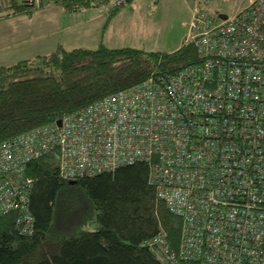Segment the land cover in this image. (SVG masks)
Listing matches in <instances>:
<instances>
[{
    "label": "built area",
    "instance_id": "built-area-1",
    "mask_svg": "<svg viewBox=\"0 0 264 264\" xmlns=\"http://www.w3.org/2000/svg\"><path fill=\"white\" fill-rule=\"evenodd\" d=\"M225 2L191 0L184 41L197 63L0 141V215L16 211L31 234L33 159L56 158L69 180L146 161L181 220L176 250L155 238L163 264H264V0L231 13Z\"/></svg>",
    "mask_w": 264,
    "mask_h": 264
},
{
    "label": "trees",
    "instance_id": "trees-1",
    "mask_svg": "<svg viewBox=\"0 0 264 264\" xmlns=\"http://www.w3.org/2000/svg\"><path fill=\"white\" fill-rule=\"evenodd\" d=\"M2 1L5 15H29L49 3L70 12L111 3L40 0L37 6L27 0ZM122 6L112 1L108 16ZM262 30L264 35V23ZM197 62L193 43L183 41L169 51L58 46L34 59L1 65L0 141ZM27 175L31 187L26 207L33 229L31 234L19 231L16 211L0 215V264H163L155 241L160 234L171 249L178 248L181 220L156 196L149 162L69 180L60 175L56 158L43 156L27 163ZM92 223L93 229L85 228Z\"/></svg>",
    "mask_w": 264,
    "mask_h": 264
},
{
    "label": "rangeland",
    "instance_id": "rangeland-1",
    "mask_svg": "<svg viewBox=\"0 0 264 264\" xmlns=\"http://www.w3.org/2000/svg\"><path fill=\"white\" fill-rule=\"evenodd\" d=\"M248 2L249 0H227L220 8L231 13L235 7L246 5ZM126 4L123 10L128 7L127 10L119 16L117 15L113 23H109L103 39L105 46L169 51L182 44L186 33L183 22L188 19L185 0H132ZM3 5L4 1L0 0V66L12 64L23 58L34 59L35 56H32L38 52V44L49 45L50 47L48 46L46 49L54 46L52 50L60 41L65 42L68 50H71L73 46H88L87 44L90 47L84 48L93 49L100 44L98 35H94L95 39L90 41V38L83 33V27L74 28L76 18L79 16H73L70 11L64 10L61 6L46 10L45 14L48 16L44 15V11L47 9L44 8L34 13V16L29 20H25L28 18L6 16L8 14L5 15ZM43 7H38L35 10ZM49 16L56 19L58 23L63 21L64 25L61 26L62 28L67 27V29L60 32L57 25H50ZM46 18L47 22L45 23ZM101 25L104 29V24ZM17 26L19 29L16 30ZM35 27L44 28L42 36L35 32ZM27 29H30L31 32H28ZM72 29H75L73 33ZM80 38L85 42V45L77 43L78 40H81ZM85 228L93 229L94 223Z\"/></svg>",
    "mask_w": 264,
    "mask_h": 264
},
{
    "label": "crops",
    "instance_id": "crops-1",
    "mask_svg": "<svg viewBox=\"0 0 264 264\" xmlns=\"http://www.w3.org/2000/svg\"><path fill=\"white\" fill-rule=\"evenodd\" d=\"M111 3H108L107 5H103V6H100V7H93V8H85V9H82V10H78V11H72L71 14L73 16H76L78 15L79 17L76 18V22L74 24H76L74 26V28H76L77 26H80V27H83L84 30H83V33L86 34V36L88 38H90V41H93V39H95V36L98 35V38L100 39V44H103V39L105 38V33L107 31V28H108V25H110L113 21L116 19L117 15L119 16L122 12H125L127 10H123V8L125 6H122L116 13L114 16H108V11L110 9V7L112 6V1L113 0H110ZM132 1V0H130ZM250 1V0H249ZM185 3H186V8H187V17L189 18L190 14H191V6H192V3H191V0H185ZM59 5L57 4H53V3H49L47 4L46 6H44L43 8H40V9H37V10H34L32 13H30L29 15H8V16H19V17H27L28 19H25V20H29L30 18H32L34 16V13H36L37 11L41 10V9H44V8H47L45 9L44 11V15L46 10H48L49 8H54V7H58ZM126 6H128V4H126ZM244 6V5H243ZM242 7V6H240ZM240 7H235V9L237 8H240ZM233 10V11H234ZM232 11V12H233ZM67 14V13H66ZM48 16V15H46ZM61 18V17H60ZM48 19H51L49 21L50 25H57V28L58 30H60V32L64 29H67V27L65 28H62L61 25H64L63 24V21L58 23L56 21V19H54L53 17L50 18V16L48 17ZM62 19V18H61ZM74 21V20H73ZM29 22V21H27ZM45 23L47 22V18L45 19L44 21ZM45 23H41V24H45ZM110 23V24H109ZM101 24H104V29L102 28V25ZM19 29V27L17 26L16 30ZM43 27H35V32L38 34V35H41L43 34ZM28 32H31L30 29H27ZM75 31V29H72V33ZM93 35V36H92ZM95 35V36H94ZM92 36V37H91ZM81 40H78L77 43H81V44H84L85 42L82 40V38H80ZM99 44V45H100ZM58 46H61L63 47L64 49H67V46H65V42H57L56 44ZM80 45V44H78ZM85 45V44H84ZM88 46H73L72 49L74 48H84V47H90L89 44H87ZM98 45V46H99ZM104 45V44H103ZM49 46V45H48ZM48 46H44V45H41V44H38L37 48H38V52L35 53L32 57L36 56V55H40V54H45V53H48L50 51H52V47L54 46H51V48L49 49H46ZM50 47V46H49ZM55 47V48H56ZM178 48V47H177ZM176 49V48H175ZM68 50V49H67ZM174 50V49H173ZM32 57H29V58H32ZM23 59H27V58H23ZM20 60V59H19Z\"/></svg>",
    "mask_w": 264,
    "mask_h": 264
},
{
    "label": "water",
    "instance_id": "water-1",
    "mask_svg": "<svg viewBox=\"0 0 264 264\" xmlns=\"http://www.w3.org/2000/svg\"><path fill=\"white\" fill-rule=\"evenodd\" d=\"M58 123L60 122V120L57 121Z\"/></svg>",
    "mask_w": 264,
    "mask_h": 264
}]
</instances>
